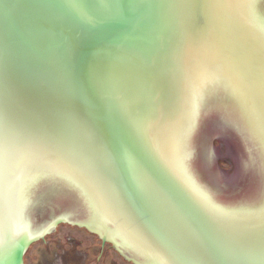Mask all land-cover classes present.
<instances>
[{"label":"water","instance_id":"95a60500","mask_svg":"<svg viewBox=\"0 0 264 264\" xmlns=\"http://www.w3.org/2000/svg\"><path fill=\"white\" fill-rule=\"evenodd\" d=\"M0 264H264V0H0Z\"/></svg>","mask_w":264,"mask_h":264},{"label":"flooded vegetation","instance_id":"af4514ba","mask_svg":"<svg viewBox=\"0 0 264 264\" xmlns=\"http://www.w3.org/2000/svg\"><path fill=\"white\" fill-rule=\"evenodd\" d=\"M102 243V242H101ZM104 245L102 244V247H103Z\"/></svg>","mask_w":264,"mask_h":264}]
</instances>
